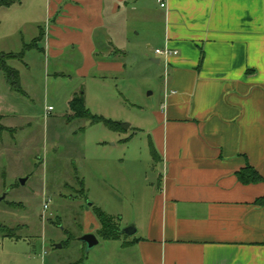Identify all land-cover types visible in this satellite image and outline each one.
Returning a JSON list of instances; mask_svg holds the SVG:
<instances>
[{"label":"crops","instance_id":"obj_1","mask_svg":"<svg viewBox=\"0 0 264 264\" xmlns=\"http://www.w3.org/2000/svg\"><path fill=\"white\" fill-rule=\"evenodd\" d=\"M15 6L26 18L16 32L33 24L46 56L72 59L83 82L68 106L80 92L87 107L91 95L104 99V83L136 56L158 84L147 123L137 126L161 165L147 213L131 224L137 264H264V205L256 203L264 181L237 177L250 165L264 179V0H168L166 9L157 0H22L7 8ZM167 45L179 53L161 77L165 60L155 50Z\"/></svg>","mask_w":264,"mask_h":264},{"label":"rangeland","instance_id":"obj_2","mask_svg":"<svg viewBox=\"0 0 264 264\" xmlns=\"http://www.w3.org/2000/svg\"><path fill=\"white\" fill-rule=\"evenodd\" d=\"M23 9L0 7V56L25 55L7 60L20 72L22 91L13 90L0 70V115L7 128L0 130V196L6 194L0 201V223L18 227L16 237L0 231V264H137L138 250L127 244L133 235L122 230L147 213L149 185L156 184L161 169L150 161L149 134L137 129L158 84L145 60L130 58L133 66L109 77L101 89L104 99L91 95L88 107L132 126L113 131L104 123L71 117L68 95L83 81L68 55L54 59L41 44L28 47L36 27L23 22L15 31L18 20L26 19ZM152 12L163 16L161 10ZM86 82L93 92L91 81ZM90 203L113 216L121 228L119 239L100 237ZM89 231L99 237L92 247L81 240Z\"/></svg>","mask_w":264,"mask_h":264},{"label":"trees","instance_id":"obj_3","mask_svg":"<svg viewBox=\"0 0 264 264\" xmlns=\"http://www.w3.org/2000/svg\"><path fill=\"white\" fill-rule=\"evenodd\" d=\"M21 1L22 0H0V7H8L13 4L20 3ZM40 40L41 36L36 38L28 47H36L39 44ZM24 56L25 55L22 53H7L0 56V70L5 73L10 87L15 91H22L20 72L16 68L10 66L7 63V60L8 58L23 59ZM69 109L71 111V117L73 118H84L90 121L91 124L104 123L109 129L115 131L121 129V125L119 122L113 121L98 114H93L86 105L83 92L77 93L73 96V98L69 102ZM2 119L3 116L0 115V130L3 131L7 128L2 125ZM153 154L156 156L155 152H153ZM237 177L244 184L264 181L263 177L250 165L238 171ZM256 203L259 205H264V196L258 198L256 200ZM94 212L101 224V227L98 230L100 237L108 240L119 239L122 234L121 228L119 224H117V222L114 220L113 216L104 212L99 207H94ZM17 230L18 227L10 228L0 223V231L6 236L16 237Z\"/></svg>","mask_w":264,"mask_h":264},{"label":"water","instance_id":"obj_4","mask_svg":"<svg viewBox=\"0 0 264 264\" xmlns=\"http://www.w3.org/2000/svg\"><path fill=\"white\" fill-rule=\"evenodd\" d=\"M120 125L123 128H128L129 127V123H120ZM26 180V178H22L21 179V183H24ZM6 197V194H4L3 196H0V201L3 200ZM92 203H90L91 205ZM123 233L127 234V235H133L136 233L137 229L134 225H129L127 227H125L123 230ZM81 240H83L84 242H86L90 247L94 246L95 244H97L99 242V238L94 234V233H86L81 237ZM61 244H56V247H61Z\"/></svg>","mask_w":264,"mask_h":264},{"label":"built area","instance_id":"obj_5","mask_svg":"<svg viewBox=\"0 0 264 264\" xmlns=\"http://www.w3.org/2000/svg\"><path fill=\"white\" fill-rule=\"evenodd\" d=\"M159 6L162 8V9H166L167 6H168V0H157ZM156 54L160 55L161 57H163V59L165 60V72L167 74V69H168V66H169V59L172 57V56H176L178 55V50L177 49H173L171 47H169L168 45L164 48H157L155 50ZM45 207H47V204L45 205Z\"/></svg>","mask_w":264,"mask_h":264}]
</instances>
